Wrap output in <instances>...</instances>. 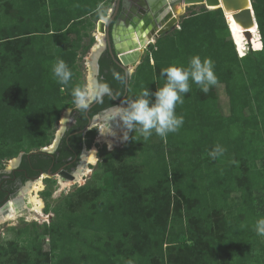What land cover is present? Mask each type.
<instances>
[{
    "label": "rangeland",
    "instance_id": "obj_1",
    "mask_svg": "<svg viewBox=\"0 0 264 264\" xmlns=\"http://www.w3.org/2000/svg\"><path fill=\"white\" fill-rule=\"evenodd\" d=\"M25 1L0 0V37L4 33L3 29H8L9 27L18 28V30L26 26L30 27L31 30H47L53 27L50 12L56 5L57 0H38L35 5L29 2L24 7ZM87 1L90 6L94 7L92 0ZM111 2L112 0L95 1L96 5L92 11L83 16L81 20L74 21L72 22L73 24L70 23L72 25L66 34L64 47L76 51L75 61L70 68L73 74L69 81L71 93L76 88H86L91 68L87 59L97 40V20L108 16L112 8ZM182 5L179 3V6L183 7L182 11L168 12L166 19L174 15L177 21L163 32L162 36L159 35L161 37L165 35L173 37L179 51H182L184 47V41L177 32L181 28L183 18L193 13L222 7L221 2L217 6L207 7L201 3ZM173 7L174 5L170 6L171 9ZM24 8L27 9L26 12H24ZM21 10L24 13L20 12ZM221 12L223 17H226L225 20L229 26L214 29L215 38L206 40L209 36L205 35L206 31L204 29L209 28L211 30V19L217 20ZM221 12L215 11L206 16L204 26L201 31L199 30L196 33V38L203 43L205 48L214 49L216 58L211 61L221 63L226 73L230 74L228 76L225 73L227 77L217 78L220 81L218 80L215 85H212L217 99L211 109L216 115L213 113L211 115L223 123L216 139L221 142L222 154L211 158L203 152L204 149L201 148L202 150H200L198 146H195L196 149L194 148L192 153L188 154V150L184 148L174 144L169 146L164 137H159L154 130L152 135L145 139L139 125L134 124L132 129L129 130L120 123L119 140L113 143L110 149L106 144L95 142L96 137L95 139L86 140L88 151L95 147L94 156L98 160L92 166L89 165V172L83 176L82 180L79 181L80 183H73L61 188L57 182L59 175H57V178H55L56 176L41 175L45 176V178L39 179L43 185L42 190L38 193L39 198L43 201V206L40 209L41 215L37 217L27 213L29 215L26 216H31L29 220H26L25 217H19L13 221L8 219L0 221V244L5 245L11 239H16V237L17 240H21L27 235L34 240V248L29 251V257H32V261L29 262L35 264L34 262L38 263L39 261V264H47L43 260L49 255L50 238L47 230L52 223L59 225L52 211L56 204L65 205L71 197L76 198L75 189L86 183L89 188L84 197L88 202H85L81 207L74 206L71 210L72 212L93 213L95 205L100 204V202L110 204L114 196L111 191L113 188L111 178L114 175L113 172L101 170L99 163H101L104 156L110 154L116 167L123 168L127 172L136 173L137 177L142 179L141 181L138 180L141 183L140 185H145L144 174L147 171V167L140 164L141 159H144L145 154L161 156V149H163L169 165L167 171L170 187L173 191H175L174 186H180L186 190L188 196L202 199V202H199V205H201L199 207L200 212H197L198 210L195 208H193V211L198 213L196 216L203 217L201 220L204 226L212 230L211 236L215 234L213 238L208 236L206 239L210 240L214 247H217V242L221 240L223 245L221 251L226 254L228 263L242 258L244 264H264V235L258 234L256 227L257 221L264 219V212L261 210L264 204V52L255 51L262 48V43L255 31L256 24L249 29V42L245 38L243 28L233 19L232 13L230 11H224L223 13L222 9ZM166 19L165 21H167ZM20 32L22 31L17 33ZM159 36H156L155 33H150L149 37L153 40L144 44L138 59L130 64L127 94L118 107H127V102L139 98L136 92L140 79H143L141 86L143 84L144 89L146 88L149 92L147 97L149 104L155 103L154 93L165 85L164 82L159 86L160 76H158V72L171 65L184 68L189 66L188 61L182 56L173 57L167 62H160L159 71L153 68L155 60L152 58V50L158 46ZM30 37L37 38L32 42ZM16 40L15 44L23 50L19 55L21 57L24 56L20 60V65L25 62V57L28 58L27 51L33 53V56L37 54L40 44L46 48L43 49V53L37 54L34 58L32 56L33 63L40 57L44 59L43 56L51 50V42L46 33H38L34 36L23 35ZM47 62L51 63V68L53 69L56 61L52 59L51 61L47 60ZM1 64L3 65V62L0 59V66ZM10 68L6 73H2V78L5 75V79H2V82H16L15 75L22 74L19 67L16 69L10 65ZM139 76H142V78H139ZM145 78L150 83H146ZM7 82L6 84L8 85ZM189 82L190 89H192L194 82L190 80ZM58 93L59 95H68L65 94L67 90L63 86L59 87ZM233 94L234 101L230 97ZM64 102V107L60 110L57 119L51 123L46 132V135L50 137L49 143L39 149H51L50 147L53 145L60 129L65 125L67 119L64 117L65 110H70L72 106L76 105L74 102H70L68 98ZM206 111L207 108L204 107L203 114L197 113L194 116L196 121L208 118L209 115L205 113ZM184 113L183 103H178L175 107V114L183 117V123L188 122V117ZM97 122L100 123L101 121ZM101 123L104 124L103 122ZM115 123L111 124V128L113 126L117 127ZM202 130L206 131L205 125ZM177 131L169 132L172 134L169 136L171 138L173 136L175 140L177 138L184 141L190 137V135H173ZM224 133L228 134L229 137L224 135ZM225 143L228 144L225 145ZM31 150H37V148L32 147ZM198 154L199 156L195 157ZM16 157L15 155L9 158L0 154V170L2 168L11 169ZM182 171H185V175H180ZM35 182H38V179H35ZM69 182H72V180H69ZM95 212L99 213L98 210ZM98 217L102 222V228L99 233L92 229L78 232L71 229V232L75 235L76 252H86L87 250H92L93 247L98 248L109 244H118L120 249L126 247L124 240L123 243L119 244L120 234L113 232L116 228L110 224V221L107 223L109 217L107 215ZM170 222L173 227L171 230L172 240L180 239L186 225L184 217H176L174 220L171 219ZM20 230H22L21 234H19ZM216 233L219 235L225 233V235L215 238ZM164 242L165 240L161 237L157 238L156 247L152 248L154 257L158 258L161 250L162 252L166 251ZM11 257L12 254L8 252L2 263L15 264ZM116 260L120 264H138L135 255H128L124 252L116 255ZM156 264L160 263L156 262Z\"/></svg>",
    "mask_w": 264,
    "mask_h": 264
},
{
    "label": "trees",
    "instance_id": "obj_2",
    "mask_svg": "<svg viewBox=\"0 0 264 264\" xmlns=\"http://www.w3.org/2000/svg\"><path fill=\"white\" fill-rule=\"evenodd\" d=\"M37 1L26 0L24 7L29 2L35 5ZM62 1L57 0L56 5L50 12L52 28L31 30L30 27L26 26L18 30V28L9 27L3 29L4 33L0 37V59L3 62V65L0 66V82L5 79V75L2 78V73H6L11 69L10 65L16 69L19 67L22 71V74L15 75L16 82L6 81L8 85L5 81L0 83V154L10 158L23 152L20 166L26 167L28 171L32 167L44 169L49 164L51 160L49 153L40 151L39 148L49 143L50 137L46 135V132L64 107V100L68 98L70 102H74V97L70 92L71 85L69 83L63 85L58 82L57 78L54 77L52 65L47 60L54 59L56 62L57 60H63L69 69L71 68L76 58V51L64 47L66 34L73 24L72 22L81 20L83 16L92 11L96 5L95 1L98 0H92L94 7L90 6L87 0ZM252 8L257 23L255 31L258 36L260 35L259 40L262 43V48L255 51L264 52V0H252ZM26 11L27 9L24 8V12ZM215 11L221 12V8L193 13L183 18L181 28L177 31L184 41L182 51L177 49L178 45L173 37L167 35L161 37L163 34L159 36L158 46L152 50V58L155 60L153 68L159 71L160 62L170 61L173 57L183 56L188 61V65L193 56H199L202 61L206 58L211 60L216 58L214 49L205 48L203 43L196 38V33L199 30L201 31L204 26L206 16ZM20 12H23V10ZM225 18L221 12L217 20L211 19L212 29H204L206 31L205 35L209 36L206 40L215 38L214 29L227 27ZM18 31L22 32L17 33ZM38 33L48 35L51 50L43 56L44 59L40 57L35 63L32 59L33 53L27 51L26 54L29 56L28 58L25 57V62L20 65V60L24 56L19 55L23 50L15 44L16 39L23 35L34 36ZM36 38L30 37V40L33 42ZM45 48L40 44L37 54L43 53ZM212 62L215 76L217 78L227 77L225 75L226 70L223 69L221 63ZM162 70L158 72V76H160L159 86L167 82L166 77L161 75ZM140 77L142 78V76ZM119 80V90L117 92L114 90L113 93L115 94L124 92V75L122 73ZM142 80L140 79V83H138L136 92L138 96L144 90L143 84L141 86ZM145 82L150 83L146 78ZM60 86L67 90L65 94L68 95H59L58 89ZM55 92H57L56 95ZM215 96L212 86L205 93L199 85L194 83V87L183 95L184 114L187 115L188 122L182 123L177 133L173 134L190 135V137L186 141L177 138L175 140L173 136L172 138L169 136L172 134L167 133L164 139L169 146L174 144L184 148L188 150V154H191L195 146H198L200 150L204 149L203 152L207 156L215 157L210 153L214 152L218 146L221 148V142L216 139L220 133V128L223 126L221 121L211 115L213 113L211 109L217 99ZM230 97L232 101L235 100L234 94ZM204 107L207 108L205 113L209 115L208 118L196 121L194 116L197 113L203 114ZM204 125L206 131L202 130ZM224 135L229 137L226 133ZM227 144L225 143V145ZM32 147H36L37 150H31ZM196 156H199V154ZM140 164L147 167L144 174L145 185H140L141 183L138 180L141 181L142 179L138 178L136 173L127 172L123 168L116 167L111 155L107 154L101 160L99 166L102 171H110L114 175L111 178L113 186L111 191L114 196L110 204L100 202V204L95 205L93 213L72 212L74 206L81 207L85 202H88L84 197L89 188L86 183L75 189L76 198L71 197L65 205L58 203L52 208L56 222L59 225L52 223L47 230L50 238L49 255L43 259L47 264H120L116 260V255L121 252L135 255L138 264H156V262L160 264H244L242 258L228 263L226 254L221 251L223 247L221 240L217 242V247H214L211 241L206 239L211 236L212 230L205 227L201 220L203 217L196 216L198 213L193 211V208H195L198 210L197 212H200L199 207L201 205H199V202H202V199L188 196L186 190L180 186H174L175 191H173L170 187L167 171L169 165L163 149H161V156L145 154ZM180 175H185V171H182ZM96 210L99 213L95 212ZM261 210L264 212V204ZM97 215H107L109 217L107 223L110 221V224L116 228L113 232L120 234L119 244L123 243V240L126 242L124 249H120L118 244H109L98 248L93 247L92 250L86 252L75 251L76 240L71 229L75 232L92 229L99 233L102 222ZM176 217H184L186 225L182 237L172 240L171 230L173 227L170 220H174ZM21 231H19V234H21ZM224 235L225 233L222 235L216 233L215 238ZM214 236L215 234L211 238ZM158 237L165 240L166 251L162 252L161 250L157 258L152 254V248L156 247ZM33 248L34 240L27 235L21 240H17L16 237V239H11L5 245L0 244V264H3L2 260L8 252L12 254L11 260L15 264H33L29 262L32 261V257H29V251ZM34 263L39 264V261Z\"/></svg>",
    "mask_w": 264,
    "mask_h": 264
},
{
    "label": "flooded vegetation",
    "instance_id": "obj_3",
    "mask_svg": "<svg viewBox=\"0 0 264 264\" xmlns=\"http://www.w3.org/2000/svg\"><path fill=\"white\" fill-rule=\"evenodd\" d=\"M111 5L110 15L108 14L109 18H111L108 25V32L112 52L109 51L108 46H106L104 51L99 55L97 60L98 69L95 75V81L106 83L111 93L105 94L101 102L92 101L87 109H79L76 105L71 107L66 116L65 125L62 126L58 133L59 138L56 145L50 151H44L49 153L51 157L49 164L46 165L44 169L32 167V169L28 171L26 167H21V155L16 163H12L11 169L2 168L0 170L1 204L13 198L15 195L20 196V200L23 202L24 192L27 191L32 183H35V179L45 178V176H41L44 172L54 173L52 177L56 176L55 178H57L58 175L55 173L61 172L59 177L63 179H70L68 176L71 175L75 176L73 178L75 179L77 175L82 173L84 165L87 164L88 167L89 165L92 166V164L87 163V153L91 149L88 151L86 140L95 139L99 130V123L97 121L105 123L103 116L118 108L119 104H121L122 96L125 93V81L124 92L121 94L113 93L114 90H116V92L119 90L118 84L121 73L124 75L125 79V71L115 60L114 40H120L121 37H125L130 29H134L137 26L139 31L141 28L138 24H144L145 27H142L141 30L144 28L154 30V27L151 25L152 22L148 19L146 12L139 9L138 5L131 3V6L123 13H121L123 0H112ZM117 5L118 9L116 8ZM162 6H160V8H162ZM154 14L155 12H153V16ZM157 16L158 15H155L154 18ZM96 33H99L97 32V27ZM101 122L100 124H102ZM114 123L113 121L111 124ZM119 124L120 123L117 122L115 123L117 127H119ZM97 160L98 158L96 157V161ZM9 203L10 201L8 204Z\"/></svg>",
    "mask_w": 264,
    "mask_h": 264
},
{
    "label": "clouds",
    "instance_id": "obj_4",
    "mask_svg": "<svg viewBox=\"0 0 264 264\" xmlns=\"http://www.w3.org/2000/svg\"><path fill=\"white\" fill-rule=\"evenodd\" d=\"M52 71L54 77L63 85H67L73 75L63 60H57ZM161 75L166 77L167 82L154 93L155 103L149 104V92L145 88L139 98L127 102V107H118L106 113L101 129L112 134L111 123L115 121L129 130L134 124L139 125L145 139L152 135L153 130L164 137L169 132L177 131L183 123V117L175 114V107L178 103H183V95L190 91L189 80L199 85L205 93L210 86L217 83L213 62L207 58L202 61L199 56H193L187 68L171 65L163 69ZM110 93L106 83L93 81L84 89H74L72 95L79 109H87L92 101L101 102L103 96ZM222 152L223 149L218 146L210 155L216 156ZM256 227L258 234L264 235V219L258 220Z\"/></svg>",
    "mask_w": 264,
    "mask_h": 264
},
{
    "label": "water",
    "instance_id": "obj_5",
    "mask_svg": "<svg viewBox=\"0 0 264 264\" xmlns=\"http://www.w3.org/2000/svg\"><path fill=\"white\" fill-rule=\"evenodd\" d=\"M181 3V4H204L206 7L207 6H212V5H219L221 2L222 7H220L224 13V11H230L232 13L233 19L240 24V26L243 28L244 35L247 41L250 42V32L249 29L253 27V25L256 24L253 8L251 5V0H123V7L121 13L125 12L127 8L131 6V3L136 4L139 6V9L144 10L146 12V15L148 16V19L152 22L151 25L154 27V30H148L150 33H155L156 36L161 35L163 32H165L170 26L174 25V23L177 21L176 17L172 15L162 23L161 25L158 24L157 22V17L160 16L164 11L167 9L168 5L173 6L175 3ZM135 5V7H136ZM163 5V6H162ZM166 5V6H164ZM162 6V8H160ZM134 7V8H135ZM118 9V5L116 7ZM153 12H155V15H158L156 18L153 16ZM110 15V14H109ZM109 15L105 18H101L97 20V29L100 31L97 33L100 36V41L102 42L101 45L96 46V50L90 51L88 55V63L90 62L91 68H92V76H93V81H95V75L97 74V69H98V57L99 55L104 51L106 46H108V50L112 52L111 50V45H110V40H109V32H108V25L111 20L109 18ZM153 16V17H152ZM225 17V16H224ZM227 23V22H226ZM140 25V28L145 27L144 24H138ZM151 27V26H150ZM228 27V24H227ZM138 26L135 27L134 29H130L127 35L125 37H121L120 40H114V49L116 53L115 60L116 62L120 65V67L125 71V93L122 96V101L124 100V97L126 96L127 93V85H128V79L130 76V68L129 65L133 62H135L138 59V55L142 49H134L133 51H126L124 50L125 47H128V45L131 42L132 36L134 31H138ZM140 29V30H141ZM260 36V35H259ZM146 40V38H145ZM144 42L142 41V44ZM70 110H65L64 117L67 116ZM59 135L56 136V139L53 142V145L50 147L53 149V147L56 145L58 141ZM51 149L43 148L39 149L40 151H48ZM23 152H20L15 160L13 162H17L22 155ZM45 176H53L54 173H42ZM55 174L61 175V172H56ZM70 179H73L75 176L71 175L68 176ZM15 201V203L18 206L22 205V201L20 200V196L15 195L13 198L5 201L3 204L0 205V209L4 208L8 202L10 201Z\"/></svg>",
    "mask_w": 264,
    "mask_h": 264
},
{
    "label": "bare ground",
    "instance_id": "obj_6",
    "mask_svg": "<svg viewBox=\"0 0 264 264\" xmlns=\"http://www.w3.org/2000/svg\"><path fill=\"white\" fill-rule=\"evenodd\" d=\"M182 6L184 7V5ZM183 7H180L178 2L175 3L173 9H171L170 6H168L167 9L164 11V13H162L160 16L156 18L158 24L161 25L165 21V19L167 18V15L169 14L168 13L169 11H171L172 13L180 12L182 11ZM146 31H148L147 28L134 32L130 44L128 45V47H125L124 50L130 52V51H133L134 49H142L146 42L152 41L153 39L149 37L150 35L148 36V33ZM97 32H100V31H98L97 29ZM142 41L144 42L143 44H142ZM101 44L102 42L100 41V36L98 35L97 40L92 47V51L96 50L95 49L96 46L101 45ZM92 82H93L92 68H90V72L88 74V82L86 84V87H88ZM101 125L102 124L100 123L98 124L99 130H98V135L96 136L95 142L106 144L108 148L110 149L112 147V144L116 143V141L119 140V127L117 128L113 126L111 128L112 134H109L107 131H104L101 129L100 127ZM94 148L87 153V163L88 164L89 163L94 164L96 161V157L94 156V151H95ZM88 172H89V167L86 164L84 165V168L80 175H77L75 179H69V180H72V182H69V180H65L61 177L58 178L57 182L59 186L63 188L70 184H73V183L75 184L81 181L83 176H85V174H87ZM42 188H43V185L39 179H38V182L32 183L27 189V191L24 192L23 202H22L23 206L22 205L18 206L14 200L11 201L4 208L0 209V221L7 220V219L13 221L19 217H25L26 220H29L31 216L29 217L26 215L32 214L37 217L41 215L40 209L43 206V201L39 198L38 193L40 190H42Z\"/></svg>",
    "mask_w": 264,
    "mask_h": 264
}]
</instances>
